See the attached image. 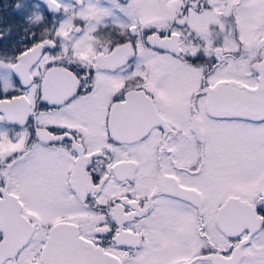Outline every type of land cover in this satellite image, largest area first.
Returning <instances> with one entry per match:
<instances>
[{"label": "snow or ice", "instance_id": "6c2138e0", "mask_svg": "<svg viewBox=\"0 0 264 264\" xmlns=\"http://www.w3.org/2000/svg\"><path fill=\"white\" fill-rule=\"evenodd\" d=\"M0 264H264V0H3Z\"/></svg>", "mask_w": 264, "mask_h": 264}, {"label": "trees", "instance_id": "16d2710c", "mask_svg": "<svg viewBox=\"0 0 264 264\" xmlns=\"http://www.w3.org/2000/svg\"><path fill=\"white\" fill-rule=\"evenodd\" d=\"M3 2V0H0V3H2Z\"/></svg>", "mask_w": 264, "mask_h": 264}]
</instances>
